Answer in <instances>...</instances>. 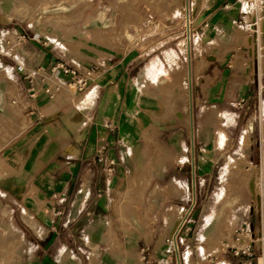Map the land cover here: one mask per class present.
Segmentation results:
<instances>
[{"label": "rangeland", "instance_id": "374dc122", "mask_svg": "<svg viewBox=\"0 0 264 264\" xmlns=\"http://www.w3.org/2000/svg\"><path fill=\"white\" fill-rule=\"evenodd\" d=\"M22 1L18 9L25 14H18L17 22L28 29H31L29 23L36 26V30H32L33 35L29 33L30 29L25 31L30 37L35 35L40 37L41 42H48V49L57 57L104 56L112 61L117 57H123V61L129 59L126 65H129V74L135 77L136 84H128L119 127L126 141L137 135L140 137L135 145L139 160L127 165L138 170L128 177L125 193L116 198L117 213L121 212L128 221L121 226L113 225L127 233L122 242L115 237L110 239L117 247L123 243L128 251L123 263L118 260V264H177L171 238L180 218L170 222H166L165 218L169 209L176 206H183V209L176 208L185 217L176 234L180 264H239L245 261L243 254L235 255L231 248L238 246L243 241V235L249 231L241 233L244 225L239 228L234 226V218L239 211L252 214L254 220L251 231L255 233L256 241L250 250L256 256L253 254L248 258L256 257L252 259V263H256L257 255L261 254L256 247L264 249V112L260 115L255 113V117L249 103L237 108L230 99L227 102L204 100L198 94L213 85L208 76L217 61L226 73L235 67L239 58L238 49L231 51V48L223 50L220 47L217 50L216 47L224 43L232 44L241 38L236 23L233 22V27L228 29L227 37L223 39L220 38L221 30L216 32V38H212L214 35L208 31L210 26L205 27L201 21L195 24L199 18H206V13L214 11L213 0H187V6L186 0ZM187 10L189 17L186 16ZM57 15L67 18L60 20L59 26L53 22L62 19ZM186 24L191 39L189 47ZM54 31L58 38L52 34L47 36ZM260 32L264 41V24H261ZM55 39L57 41L54 42ZM20 48L15 47L16 52L13 53L17 60L25 53V48ZM189 50L191 85L187 69ZM12 64L11 58L0 57L1 68H8L17 86L23 89L24 83L11 69ZM228 88L231 93L232 86ZM92 89L82 97H74H80L74 104L82 106L84 101L80 99ZM8 93V80L0 73L1 173L7 167L5 161L14 145L12 142L18 138L15 132L19 134L24 128V122L19 125L16 113L8 111L7 105L11 103L8 102ZM137 110L142 113L130 115L131 111ZM199 125L211 127L210 133L205 134L210 140L203 145V152L196 142ZM254 148H260V163L250 160L249 153ZM132 150L133 146L123 152L129 157ZM192 154L195 166L193 176L190 172ZM204 164L206 171L202 170ZM114 166L111 164L110 167ZM179 166L184 170L177 173ZM2 179L1 176L0 181ZM251 182H255L254 190L251 189ZM15 203L14 197L0 187V245L7 244L9 256H13L15 263L21 264L25 242L32 240L35 243L36 240L31 239L23 223L25 218L32 220V215ZM171 204L176 206H169ZM211 218L213 221L209 224ZM222 223L233 228L232 234L223 232ZM9 224L15 229L11 230ZM245 235L248 238L245 245H248L252 237L249 233ZM102 247L104 253L108 249L115 252L113 247L108 246V241ZM3 250L0 247V253ZM111 258L115 260L117 256ZM262 260L264 262L263 257Z\"/></svg>", "mask_w": 264, "mask_h": 264}, {"label": "crops", "instance_id": "0c3cea01", "mask_svg": "<svg viewBox=\"0 0 264 264\" xmlns=\"http://www.w3.org/2000/svg\"><path fill=\"white\" fill-rule=\"evenodd\" d=\"M212 2L214 11L211 14L206 13L204 16L207 17L199 18L195 24L201 21L205 27L210 26L208 31L214 35L212 38H216V32L221 30L220 38L223 39L227 37L228 29L233 27V22L236 23L240 18V5L235 0ZM20 3L23 1L0 0V40H5L2 41V45L10 46L12 55L16 52L15 47L20 46L21 50L25 48V53L20 57L26 64L48 69L60 57L48 49V42H41L40 37L36 38L35 35L30 37L25 31L26 28L27 30L30 28L17 22V15L25 14L18 9ZM60 5L59 2L58 6ZM66 19L65 16L53 22H57L59 26L60 20ZM261 24H264V18ZM29 25L31 26L29 33L33 35L32 30L33 28L36 30L37 27L31 23ZM238 29L241 38L232 44L219 42L222 45L216 47L217 50L220 47L223 50L231 48V51L233 48L238 49L239 58L235 67L226 73L225 69L219 67L221 64L217 61L215 67L210 69L211 75H207L209 80H213V85L202 89L198 94L204 100L209 98L227 102L230 99L235 106L240 99L245 98L256 117L255 113L258 112L260 115L264 112L262 57L264 41L260 34L258 45V48H261L260 55L254 62L248 36L239 27ZM40 30L44 31L43 28ZM22 34L26 35V38L20 40L18 37ZM51 34L58 38L55 31L47 33V36ZM223 54L226 52L223 51ZM6 58L13 60L12 56ZM76 58L86 66L101 60L104 64L99 67L98 75L90 81L84 92L61 90L53 97L45 94L42 86H32L22 79L20 73L14 72L24 83L23 89L19 88L11 71L0 66V73L8 80L7 97L8 102H11L7 105L8 111L10 114L16 113L19 125L24 122L23 131L19 134L15 132L18 138L12 142L14 145L6 156L7 167L3 168V173L0 167V177H3L0 187L5 189L10 197H14V201L17 202L15 204L27 209L32 215V220L25 218L23 223L31 239L35 238L36 242L33 243L32 240L25 242L20 256L21 264H118V260L123 263V257L128 255L123 243L117 247L110 239L115 237L122 242L127 238V233H123L121 227H113L128 222L121 212L117 213L116 198L125 193L128 177L135 175L138 170L127 165L130 162L135 164L139 160L135 145L140 137L137 135L131 141H126L119 127L128 94V84L135 83V77L129 74L130 67L126 65L129 59L123 61V57H117L114 61L104 56ZM229 85L232 86L231 93ZM91 89L90 93L80 99L84 101L82 106L74 104ZM77 95L80 97L74 99ZM18 101L21 102L13 105ZM139 112L141 111H131L130 115L136 116ZM138 122L142 123L140 119ZM209 129L210 126H197L196 142L201 152L204 151L203 145L210 140L209 136H205L206 133H210ZM132 146V153L128 157L123 150ZM249 157L252 162L260 163L262 158L260 148L250 151ZM111 164L115 166L110 167ZM204 168L205 164L202 170L206 171ZM182 170L183 167L179 166L176 172ZM190 172L192 175V168ZM176 207L183 209V206ZM238 214L234 218V226L239 228L246 225L252 230L254 224L252 214H247L246 211H239ZM9 228L15 229L11 224ZM206 235L207 233L203 238ZM107 241L108 246L113 247L115 252L108 249L104 253L102 246ZM0 247L4 249L0 253V264H17L13 256H9L7 244ZM256 250H261V254L257 255L258 259L264 258V249L256 247ZM207 251L209 252V249ZM254 255L256 256L255 253ZM113 256L117 258L113 260L111 258ZM244 257L245 260H249L247 256ZM255 258L252 257L251 260Z\"/></svg>", "mask_w": 264, "mask_h": 264}, {"label": "built area", "instance_id": "2783aa9c", "mask_svg": "<svg viewBox=\"0 0 264 264\" xmlns=\"http://www.w3.org/2000/svg\"><path fill=\"white\" fill-rule=\"evenodd\" d=\"M235 1L240 5V18L236 20V25L247 34L249 43L252 47L251 55L255 59L254 62H256L257 57L260 55L259 50H261V48H258V45L261 34V20L264 18V0ZM18 38L23 40L26 38V35L22 34ZM2 41L0 40V57L12 56L14 65L11 66V69L14 72L20 73L22 79L32 86H42L43 92L50 97L57 96L61 90H72L76 93L84 92L90 81L98 75L99 67L104 64V61L101 60L86 66L77 58L67 60L58 58L48 69L33 67L26 64L23 58L19 60L15 59V56L12 55V48L10 46L3 47ZM34 92L31 96H33ZM246 103L247 100L242 98L236 103V106L238 108H243ZM248 229L252 241L248 245L231 247L234 249L235 255L241 253L247 257H251L254 254L250 249L256 241V239H254L255 235L246 225L244 228H241V233ZM238 239L239 237L237 236V240ZM260 259L257 258L256 263H252V260L249 259L239 264H264L262 258Z\"/></svg>", "mask_w": 264, "mask_h": 264}, {"label": "bare ground", "instance_id": "6f19581e", "mask_svg": "<svg viewBox=\"0 0 264 264\" xmlns=\"http://www.w3.org/2000/svg\"><path fill=\"white\" fill-rule=\"evenodd\" d=\"M189 11L187 10V12H186V16L187 17H189ZM189 45H191V39H190V34H189ZM187 50V49H186ZM191 58V57H190ZM192 67V66H191ZM190 74H191V70H190ZM188 78H189V76H188ZM190 79H191V77H190ZM192 80V79H191ZM190 87V86H189ZM193 153V152H192ZM251 185L253 186V188H251V189H255V182H253V184H252V182H251ZM251 194V193H250ZM252 195V194H251ZM194 199H195V196H194ZM166 222H170V221H173V220H176L177 221V219L178 218H180V223H179V225H177V228H176V230H175V232L173 233V235H172V238H171V243H172V245H173V247H174V249L175 248H177V241H176V234H177V231L180 229V227H181V225L183 224V222H184V220H185V217H184V215L180 212V211H178V209L176 208V207H171L170 209H169V211L167 212V215H166ZM212 221H213V218H211L210 219V224L212 223ZM223 224V227H222V230H223V232L224 233H226V234H232V231H233V229H232V227L230 226V225H224V223H222ZM214 230V229H213ZM246 233H249V231H247ZM245 233V234H246ZM243 235V237H242V240L243 241H241V242H239L238 243V246H242L243 244L245 245V240H247L248 238H247V235ZM247 243V242H246Z\"/></svg>", "mask_w": 264, "mask_h": 264}, {"label": "water", "instance_id": "95a60500", "mask_svg": "<svg viewBox=\"0 0 264 264\" xmlns=\"http://www.w3.org/2000/svg\"><path fill=\"white\" fill-rule=\"evenodd\" d=\"M188 5V2L186 0V6ZM186 37H187V40L189 42V28H188V25L186 27ZM188 47H189V43H188ZM188 76H189V83L191 85V74H190V50L188 52ZM192 102V99H191V95H190V103ZM192 109V108H191ZM190 116H191V126H190V129H191V147H193V125H192V110L190 111ZM191 168H192V176L194 175V156L192 154V160H191ZM193 182H194V179H193ZM175 252H176V261H177V264H180V259H179V255H178V252H177V248H175Z\"/></svg>", "mask_w": 264, "mask_h": 264}]
</instances>
